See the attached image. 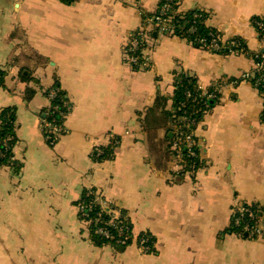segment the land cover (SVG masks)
<instances>
[{
    "label": "crops",
    "instance_id": "0c3cea01",
    "mask_svg": "<svg viewBox=\"0 0 264 264\" xmlns=\"http://www.w3.org/2000/svg\"><path fill=\"white\" fill-rule=\"evenodd\" d=\"M157 1L0 0V111L15 109L21 165L19 175L0 170V264H264V238L229 232L237 208H264V103L240 80L254 62L161 36L146 53L149 69L132 71L125 49L139 13ZM178 1L180 13L203 12L224 40L258 51L251 21L264 19V0ZM176 73L204 86L226 82L194 133L203 167L181 182L165 128L149 116L158 98L170 109ZM56 83L71 109L49 147L40 115ZM109 136L119 146L98 162L95 149ZM86 189L125 211L135 236L152 237L154 252L92 245L75 206Z\"/></svg>",
    "mask_w": 264,
    "mask_h": 264
},
{
    "label": "trees",
    "instance_id": "16d2710c",
    "mask_svg": "<svg viewBox=\"0 0 264 264\" xmlns=\"http://www.w3.org/2000/svg\"><path fill=\"white\" fill-rule=\"evenodd\" d=\"M65 5H70L74 0H59ZM166 8H169L165 11ZM178 0H158L156 8L153 12H140V28L134 33L131 40L139 39V31L143 30L145 35L149 38L143 42L134 52H127L125 49L124 55L129 59H135L136 64L128 65L134 72L147 71L149 66L142 68L144 60L147 58V51H149L150 43L161 37L158 35L153 25L148 26L149 21H154L159 18L165 22L166 26L172 33L163 37H175L184 39L190 43L195 49L203 50L197 45L199 40H205L209 43L212 36L217 37L220 43L226 47L224 50L213 52V54L221 56L240 55L238 54L242 49V55L250 57L255 62V53H250L245 42L240 38H233L231 40H224L222 35L206 26L205 21L207 16L200 11H192L187 13H180ZM251 24L258 35L259 41L262 38V30L258 25L264 27V19L255 18ZM239 45V48L234 49L232 44ZM212 53V52H211ZM127 63V60H126ZM256 63V62H255ZM4 74L0 71V87L3 86ZM232 81V80H231ZM239 81V80H238ZM234 82H237L235 80ZM229 84V83H228ZM200 84L193 78L184 73H176L174 75L173 93L171 96L170 109L165 111L162 103L165 99L158 98L154 108L149 111V116L156 119V124L162 125L165 128L164 142L167 143L169 156H172L176 161L178 171L173 178L175 182L184 181L190 175L203 167L200 160V148L197 139L194 135L197 126L203 120L204 115L211 109L206 98L202 97L200 92H195ZM194 90L190 98H187L186 92ZM221 90L210 88L208 94L212 93L216 99L220 98ZM53 94V98L49 100L47 109L41 113V130L45 133L46 141L49 147H53L56 143L54 140V130H59L65 133L64 124L67 116L70 113V103L66 94L61 90L56 83L49 90L44 92L48 97ZM259 94V93H258ZM260 95V94H259ZM216 102V101H215ZM151 119V120H152ZM192 122L195 125H192ZM16 115L14 108H5L0 111V170L3 168L9 169L13 174L19 175L21 165L14 160L13 148L17 143L16 139ZM191 137L193 145L187 149L185 140ZM176 145V148H174ZM114 149L111 145H106L100 149V154L96 155L95 160L98 162L108 161L112 158ZM78 220L82 224L84 232L92 245L98 248L109 247L116 252L125 250L126 247L132 244L134 237L137 240H144L146 247H148L149 254L154 252V240L149 234L143 233L135 236L133 233L131 222L127 213L123 210L117 209L114 205L107 202L102 193L96 189H86L81 193L77 203ZM247 207L255 213L262 210L257 206L247 205ZM242 221L246 218L242 217ZM242 226V225H241ZM240 229V228H239ZM101 231L102 233H99ZM232 235L239 236L242 230L229 228Z\"/></svg>",
    "mask_w": 264,
    "mask_h": 264
},
{
    "label": "built area",
    "instance_id": "2783aa9c",
    "mask_svg": "<svg viewBox=\"0 0 264 264\" xmlns=\"http://www.w3.org/2000/svg\"><path fill=\"white\" fill-rule=\"evenodd\" d=\"M137 1L139 3L140 0H137ZM168 9L169 8H166L165 11ZM147 25L148 26L153 25L154 29L157 30L158 34L162 36H165V35L169 36L172 33V31L166 26L165 22L161 21L159 18H156L153 22L149 21ZM258 27L259 29L262 30L263 35H262L261 40L259 41V49L254 55V58H255L254 60L256 63L254 62V67L251 71H248L241 75L240 80L241 82L249 83L255 89V91H257V93L260 94V96L263 98V103H264V27L261 25H258ZM142 31L143 30L139 31L138 40L129 41L127 45V49H128L127 52H130V51L134 52L136 49H138V47L143 42L147 41L149 37L145 35L144 32ZM197 45H199V47L203 49V51H206L209 53L218 52L226 48L223 46V43H220L218 38L214 36L211 37L209 43H206L205 40H199L197 42ZM232 47H234V49H237L239 48V45L233 43ZM237 50H240L238 54L242 55L243 50L242 49H237ZM232 54H235V53H232ZM126 60H127L128 65L136 64L135 59L127 58ZM148 66H149V60L148 58H146L144 60V64L142 65V68H146ZM230 84L237 86L238 81L232 82ZM224 85H226L225 81L215 80L211 84L206 85V86L199 85L195 92H200L202 94V97L206 98L208 102L210 101L215 102V101H218V99H216L217 97H215L212 93L208 94L207 93L208 89L215 88V89L221 90ZM193 93H194V90L187 91L186 92L187 98H190ZM52 98H53V94H50L47 97L48 100ZM263 118H264V105H263ZM192 125H195V123L192 122ZM53 133L55 135L54 140L56 142L64 135L61 131L57 129L54 130ZM108 138H109L108 144L111 145L114 149H117L119 146V141L113 136H109ZM45 139L46 141L48 140L46 137ZM185 144H186L187 149L192 147L193 142L191 140V137L186 138ZM174 148H176V145H174ZM95 152L97 153V155H99L100 149L98 148L95 149ZM178 171L180 172V169ZM189 177L193 178L194 176L190 175ZM258 209L262 210L263 213L261 211H258L255 213L254 211H251L246 205L240 206L235 211H233V213L231 214V218L229 221V228L236 229V230L241 229L242 232H239V237L242 239L253 240V241L263 239L264 238V208L258 207ZM242 217L246 218V220L242 221L241 220ZM99 233H102V232L99 231ZM132 244L136 245V247L143 254H149L148 247H146V242L144 240L142 239L137 240V238L134 237L132 239Z\"/></svg>",
    "mask_w": 264,
    "mask_h": 264
},
{
    "label": "water",
    "instance_id": "95a60500",
    "mask_svg": "<svg viewBox=\"0 0 264 264\" xmlns=\"http://www.w3.org/2000/svg\"><path fill=\"white\" fill-rule=\"evenodd\" d=\"M213 101H210L208 104H209V106H212L213 105Z\"/></svg>",
    "mask_w": 264,
    "mask_h": 264
},
{
    "label": "rangeland",
    "instance_id": "374dc122",
    "mask_svg": "<svg viewBox=\"0 0 264 264\" xmlns=\"http://www.w3.org/2000/svg\"><path fill=\"white\" fill-rule=\"evenodd\" d=\"M159 35V34H158ZM159 36H162V35H159Z\"/></svg>",
    "mask_w": 264,
    "mask_h": 264
},
{
    "label": "bare ground",
    "instance_id": "6f19581e",
    "mask_svg": "<svg viewBox=\"0 0 264 264\" xmlns=\"http://www.w3.org/2000/svg\"><path fill=\"white\" fill-rule=\"evenodd\" d=\"M49 101V100H48Z\"/></svg>",
    "mask_w": 264,
    "mask_h": 264
}]
</instances>
